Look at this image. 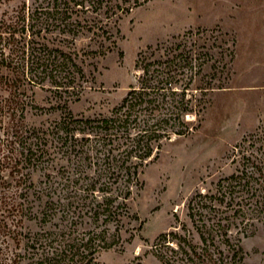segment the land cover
Wrapping results in <instances>:
<instances>
[{
  "label": "trees",
  "instance_id": "obj_1",
  "mask_svg": "<svg viewBox=\"0 0 264 264\" xmlns=\"http://www.w3.org/2000/svg\"><path fill=\"white\" fill-rule=\"evenodd\" d=\"M149 1L21 0L0 15V264H104L99 255L122 245L126 220H140L131 202L144 165L196 128L186 117L200 116L203 98L193 103L168 78L150 83L147 64L108 114L71 108L93 87L87 65L117 47L121 21ZM250 139L264 143V130ZM245 158L211 197L227 198L248 228L264 225L263 144ZM225 234L222 248L211 231L200 230L202 245L165 232L156 256L161 264H245L243 247Z\"/></svg>",
  "mask_w": 264,
  "mask_h": 264
},
{
  "label": "rangeland",
  "instance_id": "obj_2",
  "mask_svg": "<svg viewBox=\"0 0 264 264\" xmlns=\"http://www.w3.org/2000/svg\"><path fill=\"white\" fill-rule=\"evenodd\" d=\"M20 2L0 3V15ZM120 28L117 47L87 65L95 80L71 104L76 114H108L130 85L140 84L146 64L150 83L168 78L186 87L193 103L203 98L204 108L198 117L187 114L196 126L191 133L165 141L158 158L144 165L143 188L131 202L140 220H126L122 245L100 253V262L161 264L156 243L162 233L175 230L202 245V230L222 248L228 231L243 247L245 264H264L263 223L245 228L246 219L226 208L227 198L219 203L211 197L221 180L246 167L245 155L264 146L250 139L264 130V0H151ZM208 83L225 87L196 92Z\"/></svg>",
  "mask_w": 264,
  "mask_h": 264
},
{
  "label": "water",
  "instance_id": "obj_3",
  "mask_svg": "<svg viewBox=\"0 0 264 264\" xmlns=\"http://www.w3.org/2000/svg\"><path fill=\"white\" fill-rule=\"evenodd\" d=\"M150 159H152V158H150ZM150 159H149V160H150Z\"/></svg>",
  "mask_w": 264,
  "mask_h": 264
}]
</instances>
